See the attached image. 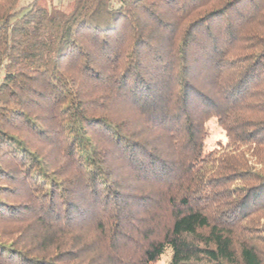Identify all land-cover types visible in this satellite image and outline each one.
<instances>
[{
	"label": "trees",
	"instance_id": "obj_1",
	"mask_svg": "<svg viewBox=\"0 0 264 264\" xmlns=\"http://www.w3.org/2000/svg\"><path fill=\"white\" fill-rule=\"evenodd\" d=\"M166 254L264 264V0H0V264Z\"/></svg>",
	"mask_w": 264,
	"mask_h": 264
},
{
	"label": "rangeland",
	"instance_id": "obj_2",
	"mask_svg": "<svg viewBox=\"0 0 264 264\" xmlns=\"http://www.w3.org/2000/svg\"><path fill=\"white\" fill-rule=\"evenodd\" d=\"M31 0H21V3L26 4ZM45 2L48 4H53L57 7L63 8L67 11H70L74 0H45ZM211 132H212V137L210 138V143L211 145H214L217 139L223 138L224 137V133L222 132V130L216 126L215 123H211L209 126ZM170 262V256L168 254L163 255L160 260L156 263V264H169Z\"/></svg>",
	"mask_w": 264,
	"mask_h": 264
}]
</instances>
